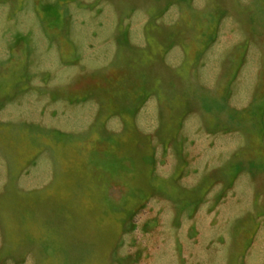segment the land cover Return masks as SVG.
I'll list each match as a JSON object with an SVG mask.
<instances>
[{"label":"rangeland","instance_id":"374dc122","mask_svg":"<svg viewBox=\"0 0 264 264\" xmlns=\"http://www.w3.org/2000/svg\"><path fill=\"white\" fill-rule=\"evenodd\" d=\"M0 264H264V0H0Z\"/></svg>","mask_w":264,"mask_h":264}]
</instances>
